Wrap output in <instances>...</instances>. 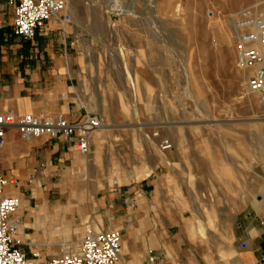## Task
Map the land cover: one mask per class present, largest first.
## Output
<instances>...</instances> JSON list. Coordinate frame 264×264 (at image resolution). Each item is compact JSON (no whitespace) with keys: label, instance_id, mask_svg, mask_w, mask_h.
Returning <instances> with one entry per match:
<instances>
[{"label":"rangeland","instance_id":"1","mask_svg":"<svg viewBox=\"0 0 264 264\" xmlns=\"http://www.w3.org/2000/svg\"><path fill=\"white\" fill-rule=\"evenodd\" d=\"M67 2L90 45L80 97L103 119L100 150L93 135L90 156L77 155L83 164H66L73 220L88 223L69 241L101 230L124 239L131 224L121 232L110 203L148 174L160 178L167 209L203 234L206 220L222 223L254 198L264 184V100L237 67L232 18L249 7L264 14V0H117L122 15L109 0Z\"/></svg>","mask_w":264,"mask_h":264},{"label":"crops","instance_id":"2","mask_svg":"<svg viewBox=\"0 0 264 264\" xmlns=\"http://www.w3.org/2000/svg\"><path fill=\"white\" fill-rule=\"evenodd\" d=\"M71 15L70 23L52 19L26 41L13 34L14 7L0 0V113L64 115L75 122L89 112L80 95L86 94L83 72L90 45ZM77 155L63 139L27 140L14 129L7 132L0 173L17 183L6 193L20 199L14 218L21 225L20 247L30 258L38 254L47 262L59 256L56 251L88 225L73 220L71 191L77 187L64 178L66 164L78 162ZM160 181L150 175L118 197L115 206L110 203L119 230L131 224L118 264H264V184L254 198L228 211L222 223L206 220L203 234L183 213L167 209Z\"/></svg>","mask_w":264,"mask_h":264},{"label":"built area","instance_id":"3","mask_svg":"<svg viewBox=\"0 0 264 264\" xmlns=\"http://www.w3.org/2000/svg\"><path fill=\"white\" fill-rule=\"evenodd\" d=\"M9 4L14 7L13 34L26 41L35 39L52 19L63 25L72 21L67 0H9ZM232 24L237 67L248 74L247 91L264 100V14L257 7L245 8L232 18ZM102 127V117L89 112L75 122L64 115L0 113V154L7 143V132L14 129L27 140L63 139L72 144L79 156L87 158L93 135ZM162 148L168 151L172 145L164 141ZM16 184L0 173V264H118L123 237L117 231H89L78 243L63 245L60 255L47 262H41L38 254L28 257L18 239L21 225L14 218L21 206L20 199L6 193L8 186ZM149 261L155 262V257Z\"/></svg>","mask_w":264,"mask_h":264},{"label":"bare ground","instance_id":"4","mask_svg":"<svg viewBox=\"0 0 264 264\" xmlns=\"http://www.w3.org/2000/svg\"><path fill=\"white\" fill-rule=\"evenodd\" d=\"M109 5H110V9L118 15L129 13L128 11H125V9L120 4H118L117 0H109ZM102 129L103 128H101L99 131L95 132V134H94L95 143L98 147V150H100V148L103 144L102 143L103 134L101 133ZM83 162H84V160H79V163L76 162L75 166L81 165V164H83ZM148 176H149V174H148ZM123 253H124V251H123Z\"/></svg>","mask_w":264,"mask_h":264}]
</instances>
